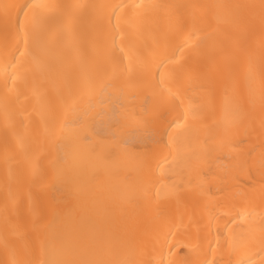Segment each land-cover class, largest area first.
<instances>
[{"label":"bare ground","instance_id":"6f19581e","mask_svg":"<svg viewBox=\"0 0 264 264\" xmlns=\"http://www.w3.org/2000/svg\"><path fill=\"white\" fill-rule=\"evenodd\" d=\"M0 264H264V0H0Z\"/></svg>","mask_w":264,"mask_h":264}]
</instances>
